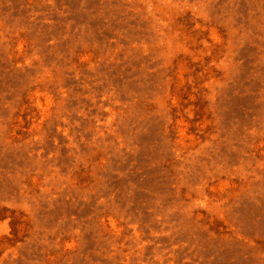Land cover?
<instances>
[{"label":"rangeland","instance_id":"374dc122","mask_svg":"<svg viewBox=\"0 0 264 264\" xmlns=\"http://www.w3.org/2000/svg\"><path fill=\"white\" fill-rule=\"evenodd\" d=\"M0 264H264V0H0Z\"/></svg>","mask_w":264,"mask_h":264}]
</instances>
